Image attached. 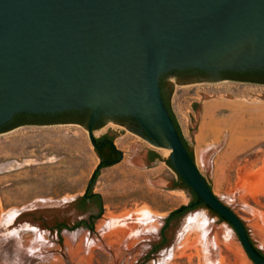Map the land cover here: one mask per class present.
<instances>
[{"label": "rangeland", "instance_id": "1", "mask_svg": "<svg viewBox=\"0 0 264 264\" xmlns=\"http://www.w3.org/2000/svg\"><path fill=\"white\" fill-rule=\"evenodd\" d=\"M171 83V109L201 174L264 255V85ZM235 114L245 124L238 131L231 125ZM113 130L126 134L117 146L127 157L97 176L94 192L103 208L89 226L79 225L89 214L74 210L101 163L88 130L52 124L0 132V230L12 212L55 207L37 234L28 228L0 238V264H254L232 227L205 207L173 221L167 244L153 253L162 246L166 219L193 197L173 189L180 178L169 158L127 128L110 122L94 138ZM139 144L158 154L155 169L139 165ZM196 214L212 224L207 235L199 221L189 223Z\"/></svg>", "mask_w": 264, "mask_h": 264}, {"label": "water", "instance_id": "2", "mask_svg": "<svg viewBox=\"0 0 264 264\" xmlns=\"http://www.w3.org/2000/svg\"><path fill=\"white\" fill-rule=\"evenodd\" d=\"M243 71L264 72V0H0V127L20 114L88 111L90 126H82L97 149L93 124L133 118L140 127L129 131L156 148L170 146L169 164L199 204L232 227L254 264H264L243 221L201 174L167 107L172 78L178 85L221 83V73ZM103 165L114 163L101 162L89 188ZM47 209L55 207L10 213L0 238L38 228L54 213Z\"/></svg>", "mask_w": 264, "mask_h": 264}, {"label": "flooded vegetation", "instance_id": "3", "mask_svg": "<svg viewBox=\"0 0 264 264\" xmlns=\"http://www.w3.org/2000/svg\"><path fill=\"white\" fill-rule=\"evenodd\" d=\"M180 76L182 78H186L188 76H192L195 74H199V72H183V73H176L175 76ZM221 77L223 79H226L227 82H234L239 84H252V85H264V72L262 71H243V72H223L221 73ZM163 97L167 103V99L163 92ZM168 104V103H167ZM21 121L23 123V126H29V125H37V126H49L52 124H46L47 121L54 122L53 125H87V127L90 126V114L88 111H68V112H62L57 114H49V115H28L25 118H22L21 120H18L17 122ZM110 122H113L117 125H120L123 129L127 128L132 129L134 131H138L140 125L131 117H117L113 119L109 118H101L99 119L95 124H93L92 130L93 135L95 136L98 131H101L105 129L107 126L110 125ZM32 123V124H29ZM20 128V127H19ZM133 134V133H132ZM135 135V134H133ZM126 134H123L122 132H118L116 130H113V132H107L102 137L96 138L97 146L96 149L98 157L100 159V162H113L114 165L119 164L125 160L127 157V152L124 149H121L117 146V141L125 138ZM142 139V138H141ZM138 142L134 141L130 148H133L137 145ZM123 152V155L120 153ZM138 152L140 155V162L139 165L146 167V170H153L156 167L153 166L157 162H161L158 154H156L152 150H147L144 148V146L139 144ZM114 165H103L99 173L104 170L105 168H108L110 166ZM97 176L95 177L92 185L86 190V194L83 197V199L77 201L74 204V210L83 213V214H89L88 220H84L79 225H87L89 226L92 222H94L95 219H97L96 212L102 211V199L101 196L96 194L94 192L95 183L97 180ZM177 185L174 183L173 189H181L186 190L185 184L183 182H176ZM176 221V219L174 220Z\"/></svg>", "mask_w": 264, "mask_h": 264}, {"label": "trees", "instance_id": "4", "mask_svg": "<svg viewBox=\"0 0 264 264\" xmlns=\"http://www.w3.org/2000/svg\"><path fill=\"white\" fill-rule=\"evenodd\" d=\"M167 107H168V109H169V111H170L171 117L173 118V121H174V123H175V126H176V128H177V130H178V132H179V134H180V136H181V138H182L183 143L185 144V146L187 147V149H189V148H190L189 143H188V141L185 139V137H184V135H183V133H182V130H181V128H180V125H179V123H178V121H177V119H176V117H175V115H174V113H173L171 107H170L168 104H167ZM27 116H28L27 114H20V115H17V116L11 121V122H9L8 124H6V125L3 126V127H0V131H3V130H5V129H7V128H10V127H12V126L15 125V124H18L19 126H20V125H23V123H21V121H19V122H17V121H18V120H21L22 118H25V117H27ZM190 154H191L192 159L195 160L194 153L191 152ZM179 178H180V181L183 182V183L185 184L186 190H188V191L191 193V195H192V197H193V201H192V203H191L188 207H182V208H180L179 210H177V211H175V212H172V213L170 214V216L166 219V226L163 228V230H162V232H161V236H162V238H163L162 243H161L162 246L155 248V249L153 250V253H157V252L160 250L161 247H163L164 245L167 244V240H166V238H165V232H166V230L170 227V224H171L175 219H176V220H177V219H180V218L184 217L186 214H188L189 212L194 211L195 209L200 208V207H205V208H207V209H210L207 205H200V204H199V203H200V198L194 193V191H192V190L187 186V184L183 181V179H182L180 176H179ZM82 199H83V198H82ZM219 218H220L222 221L225 222V220H224L223 218H221V217H219ZM255 248H256V247H255ZM256 250H257L261 255H263V253H262L261 251H259L257 248H256Z\"/></svg>", "mask_w": 264, "mask_h": 264}, {"label": "bare ground", "instance_id": "5", "mask_svg": "<svg viewBox=\"0 0 264 264\" xmlns=\"http://www.w3.org/2000/svg\"><path fill=\"white\" fill-rule=\"evenodd\" d=\"M159 150H161V152L164 154L165 157L170 158L172 156V149L170 148V146H166V148H158ZM205 160V159H204ZM13 213V212H12ZM197 214L193 215L192 217L189 218V223H192L194 221H199L200 222V226L203 228V233H205L206 235L212 230V224L209 223V220L206 218V216L204 214L198 215L199 219H197ZM5 221V220H4ZM30 230H32V232H35L37 234V231L39 229H35V228H31ZM35 235V234H34ZM36 236V235H35ZM39 238V237H38Z\"/></svg>", "mask_w": 264, "mask_h": 264}, {"label": "crops", "instance_id": "6", "mask_svg": "<svg viewBox=\"0 0 264 264\" xmlns=\"http://www.w3.org/2000/svg\"><path fill=\"white\" fill-rule=\"evenodd\" d=\"M243 115L242 114H239V115H234L232 118H231V121H232V124L231 125H233L234 124V127H236L237 128V131L239 130V129H243L244 128V121H243ZM214 123H216V124H218L219 125V123H217V122H214ZM252 124H254V125H258V123L257 124H255V123H252Z\"/></svg>", "mask_w": 264, "mask_h": 264}]
</instances>
